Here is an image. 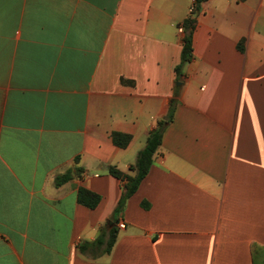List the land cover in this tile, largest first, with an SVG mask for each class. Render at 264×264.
I'll return each instance as SVG.
<instances>
[{
    "label": "crops",
    "instance_id": "crops-1",
    "mask_svg": "<svg viewBox=\"0 0 264 264\" xmlns=\"http://www.w3.org/2000/svg\"><path fill=\"white\" fill-rule=\"evenodd\" d=\"M195 1L0 0V264H264V0Z\"/></svg>",
    "mask_w": 264,
    "mask_h": 264
},
{
    "label": "trees",
    "instance_id": "trees-1",
    "mask_svg": "<svg viewBox=\"0 0 264 264\" xmlns=\"http://www.w3.org/2000/svg\"><path fill=\"white\" fill-rule=\"evenodd\" d=\"M205 0H196L194 12H199L201 9V5ZM238 2H244L247 0H237ZM183 26L186 32V36L184 39V47L182 52V60L179 67H177V72L181 70L184 64L192 60L193 57V30L196 26V18L190 16L183 22ZM174 116V105H171V109L167 118L161 120L158 126L153 129L148 136L147 143L145 147L139 152L136 163L131 166L130 171L135 172V175H130L119 170L116 167L110 168V174L121 181L124 182L123 185V194L119 205L115 211V213L122 212L128 202V200L137 192L141 182L145 179V177L149 174V171L153 165L156 154L158 153L163 140V134L167 127V125L173 120ZM113 139L116 145L120 147H125L131 140L129 135L115 133L113 135ZM80 169H78L79 171ZM72 172L67 173L65 175L60 176L57 179L56 184L61 185L72 178ZM78 201L80 204L90 208L95 209L100 201L101 197L86 189L80 188L78 192ZM117 232L116 230H112L110 233V237L108 239L107 251H111L113 246L116 243ZM99 238V242H100Z\"/></svg>",
    "mask_w": 264,
    "mask_h": 264
},
{
    "label": "built area",
    "instance_id": "built-area-1",
    "mask_svg": "<svg viewBox=\"0 0 264 264\" xmlns=\"http://www.w3.org/2000/svg\"><path fill=\"white\" fill-rule=\"evenodd\" d=\"M192 10H194V9L192 8ZM120 228H125V224L124 223H121L120 224Z\"/></svg>",
    "mask_w": 264,
    "mask_h": 264
}]
</instances>
